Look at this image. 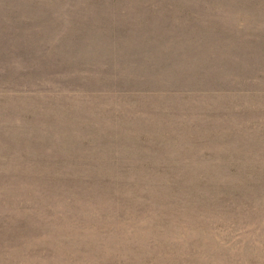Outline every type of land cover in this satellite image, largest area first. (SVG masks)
<instances>
[{
	"label": "rangeland",
	"instance_id": "374dc122",
	"mask_svg": "<svg viewBox=\"0 0 264 264\" xmlns=\"http://www.w3.org/2000/svg\"><path fill=\"white\" fill-rule=\"evenodd\" d=\"M0 264H264V0H0Z\"/></svg>",
	"mask_w": 264,
	"mask_h": 264
}]
</instances>
